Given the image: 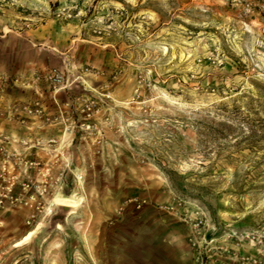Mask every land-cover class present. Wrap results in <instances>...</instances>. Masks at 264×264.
<instances>
[{
  "label": "rangeland",
  "instance_id": "obj_1",
  "mask_svg": "<svg viewBox=\"0 0 264 264\" xmlns=\"http://www.w3.org/2000/svg\"><path fill=\"white\" fill-rule=\"evenodd\" d=\"M159 239L264 264V0H0V264Z\"/></svg>",
  "mask_w": 264,
  "mask_h": 264
},
{
  "label": "crops",
  "instance_id": "obj_2",
  "mask_svg": "<svg viewBox=\"0 0 264 264\" xmlns=\"http://www.w3.org/2000/svg\"><path fill=\"white\" fill-rule=\"evenodd\" d=\"M46 129L45 135H48L49 128ZM156 244L144 250L145 255L136 259L135 264H189L188 249L182 240L159 239Z\"/></svg>",
  "mask_w": 264,
  "mask_h": 264
}]
</instances>
